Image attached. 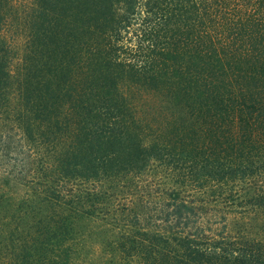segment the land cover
Returning a JSON list of instances; mask_svg holds the SVG:
<instances>
[{
    "label": "trees",
    "instance_id": "16d2710c",
    "mask_svg": "<svg viewBox=\"0 0 264 264\" xmlns=\"http://www.w3.org/2000/svg\"><path fill=\"white\" fill-rule=\"evenodd\" d=\"M0 264H264V0H0Z\"/></svg>",
    "mask_w": 264,
    "mask_h": 264
}]
</instances>
